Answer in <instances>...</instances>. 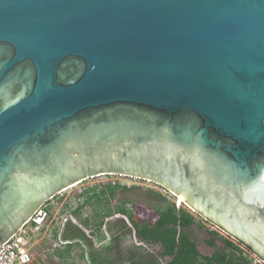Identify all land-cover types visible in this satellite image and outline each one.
<instances>
[{
  "label": "water",
  "instance_id": "water-1",
  "mask_svg": "<svg viewBox=\"0 0 264 264\" xmlns=\"http://www.w3.org/2000/svg\"><path fill=\"white\" fill-rule=\"evenodd\" d=\"M108 174L264 260V0H0V249Z\"/></svg>",
  "mask_w": 264,
  "mask_h": 264
},
{
  "label": "rangeland",
  "instance_id": "rangeland-1",
  "mask_svg": "<svg viewBox=\"0 0 264 264\" xmlns=\"http://www.w3.org/2000/svg\"><path fill=\"white\" fill-rule=\"evenodd\" d=\"M116 184H119L122 188L117 189L114 199L108 201L109 209L114 211L116 207L127 204V207L134 212L135 215L144 218L152 224L156 223L158 216L150 206L161 202L158 197L159 194L166 198L168 202L177 201L172 193L157 184L118 174L100 175L90 178L74 187L65 189L44 203L50 212V219L46 229L51 226V232H48V230L46 231L50 233V236L55 238L54 233L57 229H62L64 224L66 227L73 225L85 232L90 242L73 243L71 253L69 254L70 257L66 260H60L59 257L56 256V252L52 251L51 244L49 243V236L46 233H42L37 242L39 244L36 247L39 253L37 258L39 259V256L44 254L46 260L43 262L38 260L39 264H92L89 251V246L92 244L94 251L100 254L101 258L104 260L103 264H108V260H110V264H138L143 258L142 252L144 251L147 252L145 257L148 258L150 263L160 259V245H148L140 242L135 237L128 219L126 217L123 218L122 215L115 214L112 218L107 219L104 227L100 231L96 229L94 225H91L89 228L82 225L81 221L91 219L95 216V210H93L90 205H84L86 200L84 194L92 189H96L99 192L105 190L108 185L115 186ZM79 206H83V210L78 217H75L74 211L77 210ZM183 206L196 218L197 224L192 230V235L203 256H212L218 250L224 249V243L221 239L215 240V248L209 246V241L215 239L212 232H216L220 237L230 239L232 242L239 245L226 233L195 214L185 204ZM51 223L53 225H50ZM64 249L65 247L60 249V251L64 253ZM244 253L252 262L255 261L262 264L259 258L245 251ZM64 255L67 254L64 253ZM160 261L162 264L165 262L163 259Z\"/></svg>",
  "mask_w": 264,
  "mask_h": 264
},
{
  "label": "trees",
  "instance_id": "trees-1",
  "mask_svg": "<svg viewBox=\"0 0 264 264\" xmlns=\"http://www.w3.org/2000/svg\"><path fill=\"white\" fill-rule=\"evenodd\" d=\"M122 186L108 185L105 190L97 191L92 189L84 194L86 198L84 205H90L95 210V216L91 219L81 221L86 228L94 225L99 231L104 227L105 221L112 218L115 214L126 217L131 224L135 237L142 243L148 245H160V259L150 263L145 257L147 252H142L143 258L138 264H162L160 260H165L164 264H253L251 260L245 257L243 244L236 241L239 245L232 242L230 239L220 237L216 232H212L215 239L209 241V246L216 247V239H221L224 243V249L218 250L212 256H203L197 246L196 240L192 235V230L196 226V218L187 210H177L173 202H168L162 195H158L160 203L150 206L157 214L158 220L155 224L149 223L144 218L135 215L127 204L118 206L115 210L108 207V201L114 199L117 189ZM83 210V206H79L74 211L75 217H78ZM92 221V222H91ZM65 240L71 242L63 251H56V256L60 260H66L70 257L72 243L90 242L88 236L77 226H67L63 232ZM235 241V240H234ZM90 259L92 264H103L104 260L101 255L93 249V244L89 246ZM249 251L250 248L245 247ZM110 264V260H108Z\"/></svg>",
  "mask_w": 264,
  "mask_h": 264
},
{
  "label": "built area",
  "instance_id": "built-area-1",
  "mask_svg": "<svg viewBox=\"0 0 264 264\" xmlns=\"http://www.w3.org/2000/svg\"><path fill=\"white\" fill-rule=\"evenodd\" d=\"M174 198L177 199V201L173 202L176 209L178 211L185 209L183 201L177 197ZM122 217L125 218L124 216ZM49 219L50 212L48 211L47 206L44 205L16 235L6 242L4 246H1L0 264H39L38 260H41L42 262L45 261L46 257L44 254L39 256V259L37 258L39 253L36 247L39 245L37 242L42 233H46L49 236V243L54 252L70 245L71 242L65 240L63 237V232L66 229L65 224L62 226V229L59 228L55 231V238L49 235L50 233L48 232H51V226L46 229ZM52 223L50 225H53ZM46 230H48V232ZM256 263L259 262L253 261V264Z\"/></svg>",
  "mask_w": 264,
  "mask_h": 264
},
{
  "label": "flooded vegetation",
  "instance_id": "flooded-vegetation-1",
  "mask_svg": "<svg viewBox=\"0 0 264 264\" xmlns=\"http://www.w3.org/2000/svg\"><path fill=\"white\" fill-rule=\"evenodd\" d=\"M201 217V216H200ZM209 223V222H208ZM210 224V223H209ZM212 225V224H211ZM214 226V225H213ZM217 228V227H216ZM218 229V228H217ZM220 230V229H219ZM230 237V236H229ZM230 238H232V237H230ZM233 239V238H232ZM233 240H235V239H233ZM235 241H237V240H235ZM244 247H242L243 249H244V251L245 252H247V253H249V254H252V255H254L255 257H257V258H259L261 261H262V264H264V260H262L256 253H254L252 250L251 251H249L248 249H246L245 247V245H243ZM245 257L247 258V256L245 255ZM256 264H261V263H256Z\"/></svg>",
  "mask_w": 264,
  "mask_h": 264
}]
</instances>
